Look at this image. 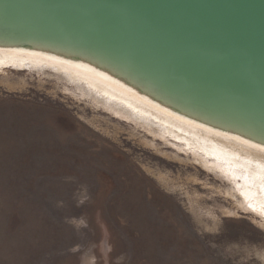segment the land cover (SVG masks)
I'll return each instance as SVG.
<instances>
[{
	"label": "rangeland",
	"instance_id": "374dc122",
	"mask_svg": "<svg viewBox=\"0 0 264 264\" xmlns=\"http://www.w3.org/2000/svg\"><path fill=\"white\" fill-rule=\"evenodd\" d=\"M27 67L0 69V264H264L232 182Z\"/></svg>",
	"mask_w": 264,
	"mask_h": 264
},
{
	"label": "water",
	"instance_id": "95a60500",
	"mask_svg": "<svg viewBox=\"0 0 264 264\" xmlns=\"http://www.w3.org/2000/svg\"><path fill=\"white\" fill-rule=\"evenodd\" d=\"M2 48L96 67L175 115L264 142V0H0Z\"/></svg>",
	"mask_w": 264,
	"mask_h": 264
},
{
	"label": "bare ground",
	"instance_id": "6f19581e",
	"mask_svg": "<svg viewBox=\"0 0 264 264\" xmlns=\"http://www.w3.org/2000/svg\"><path fill=\"white\" fill-rule=\"evenodd\" d=\"M15 64L53 69L92 102L111 113L132 120L151 133L156 132L162 139L170 138L181 142L204 165L232 182L244 205L264 214V142L221 130L218 125L200 124L188 116L175 115L161 105L163 102L157 97L144 90L141 93L139 89L142 87L137 89L127 84L121 76L108 74L96 67L91 69L89 65L81 62L74 65L73 62L45 53L20 48L0 49V69ZM86 68L91 69L90 72ZM132 82L138 84L137 81ZM203 130H208L211 134ZM221 134L231 138H234L232 135L239 136L238 141L256 151L236 148L232 142L230 144V141L222 140L221 137H226Z\"/></svg>",
	"mask_w": 264,
	"mask_h": 264
}]
</instances>
